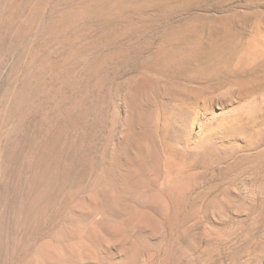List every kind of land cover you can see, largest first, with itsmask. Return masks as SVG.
I'll return each mask as SVG.
<instances>
[{"label":"rangeland","instance_id":"1","mask_svg":"<svg viewBox=\"0 0 264 264\" xmlns=\"http://www.w3.org/2000/svg\"><path fill=\"white\" fill-rule=\"evenodd\" d=\"M0 264H264V0H0Z\"/></svg>","mask_w":264,"mask_h":264}]
</instances>
